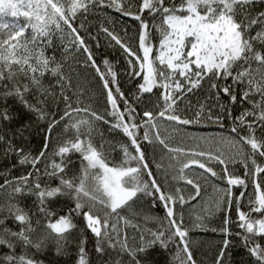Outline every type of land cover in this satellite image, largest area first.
Here are the masks:
<instances>
[{
	"label": "snow or ice",
	"instance_id": "obj_1",
	"mask_svg": "<svg viewBox=\"0 0 264 264\" xmlns=\"http://www.w3.org/2000/svg\"><path fill=\"white\" fill-rule=\"evenodd\" d=\"M90 6L114 7L139 22L142 55L107 27L101 25L100 30L127 54L130 75L142 80L136 98L160 90L158 112L144 110L138 120L137 109L120 91L117 73L110 67L107 75L101 72L84 37L73 25L77 14L87 13ZM145 12L150 19L144 17ZM6 17L13 20L6 21ZM79 27L83 28V23ZM57 32L61 41L68 37L78 51L83 50L85 66L99 75L110 105L105 114L81 107L78 100L74 106L69 95L71 79L64 74L63 64L55 53L46 55ZM68 51L65 46L64 52ZM104 64L107 67V60ZM46 74L55 78L53 84L44 83ZM205 83L208 95L204 102L192 106L188 101L186 111L191 115H182L180 104ZM118 100L125 105L123 110ZM245 103L250 107H243ZM237 104L242 110L234 115L232 106ZM14 105H19V111ZM81 112L90 118L76 119L73 114ZM24 116L28 123L14 131L10 127L0 131V156L16 160L6 173H0V264H44L38 255L52 247L55 255L66 256L72 245L75 264H125V259L128 264H148L151 250L157 246L168 249L171 244L177 247L173 256L176 264H197L190 248V229L178 211V206L183 208L201 194V184L186 174V170L196 168L203 170L205 179L217 178L227 185L214 186L217 196L206 209L209 215L216 211L225 214L219 231L226 238L215 264H224L229 248L233 206L238 227L243 230L236 235L255 264H264V163L257 159L264 160V0H140L137 12L125 11L124 0H0V128ZM228 119L232 123L226 126ZM98 121L128 139V143L119 145L124 157L119 165L109 162L103 143L99 148L93 143ZM158 121L184 126L206 121L227 127L230 135L209 138L217 145L215 151L201 149L199 144L194 148L171 147ZM61 122L66 132L73 131V137L58 142L50 151L54 129ZM34 126L43 136L35 154L14 142ZM145 142L158 143L173 154L171 159L179 168L172 179L191 186L194 194L186 198L180 187L164 191L142 147ZM224 143L233 151H222L219 145ZM73 154H79L80 168L78 175L70 176L76 163ZM212 162L220 166V172L210 166ZM236 164L243 169L242 174L230 170L229 166ZM18 166L28 167L13 176ZM161 167L156 164L157 169ZM53 181H57L55 186ZM234 188L240 189L238 194ZM28 197H34V210L21 206V199ZM141 197L151 198L153 206L157 201L162 205L166 228L152 230L134 222L139 215L135 205ZM59 198L64 199L66 209L57 211L53 204ZM126 211L131 215H125ZM193 227L204 229L203 217L197 216ZM129 228L135 235H129Z\"/></svg>",
	"mask_w": 264,
	"mask_h": 264
},
{
	"label": "trees",
	"instance_id": "obj_2",
	"mask_svg": "<svg viewBox=\"0 0 264 264\" xmlns=\"http://www.w3.org/2000/svg\"><path fill=\"white\" fill-rule=\"evenodd\" d=\"M139 3L140 0H124V10L137 12ZM144 17L150 19L147 12L144 13ZM81 23L84 25L83 28L79 27ZM73 25L78 28L80 35L84 37L85 43L91 50L93 58L101 72L107 75L108 67H110L117 73L116 82L119 85L120 91L123 92L124 96L127 98L129 104L137 109V119H140L144 110H151L154 113L158 112L160 108L157 107V100L160 96V90L154 89V95L144 94V96L138 100L136 98L138 95L137 85L141 83L142 80L139 77L134 78L130 75L131 69L128 64L129 57L119 45H116L115 41L111 40L110 37L100 30L101 25L107 27L134 52H138V54L142 55V52H139L138 46L139 22L134 20L131 16H124L122 12L116 11L114 7L90 6L87 13L77 14L73 21ZM62 27L65 28V31H68L66 26L62 25ZM91 36H95L96 38L92 39ZM65 46L69 48L67 53L64 52ZM53 53H55L57 61L63 64L62 70L64 74L71 79L72 89L69 91V95L73 98L74 106L78 100L81 102V107H89L91 110L96 111L99 114H105L106 110L110 109V105H108L106 99V92L95 69L91 66H85L87 56L83 50L81 49L78 51L75 45L69 43L68 37H65L64 40L61 41L60 33L57 32L53 36V46L46 49V55L51 56ZM105 60L108 62L107 67L104 64ZM108 78L111 79L110 76ZM54 82L55 78L51 77L50 74H46L44 83L48 85L53 84ZM112 87L115 88V85H112ZM73 93H75V95H73ZM207 95L208 86L207 83H205L202 89L189 94L184 103L180 104V113L182 115H191V112L186 111L188 101H191L192 106H197L198 103L204 102ZM29 98L31 99V97ZM222 99L227 101L226 97H223ZM10 103L12 102L10 101ZM118 103H120V107L123 110L125 105L119 100ZM212 103V101H209V104ZM160 104L162 106V100L160 101ZM52 107L54 109L55 106L53 105ZM60 107L63 109L62 103ZM232 107L234 115L239 114L242 110L239 104ZM243 107L247 108L250 107V105L245 103ZM14 110L19 111V105H14ZM73 115L76 119L90 118L87 113L83 112L78 115ZM106 119L112 120L113 118L111 116H106ZM28 122L29 119L27 116L18 118L11 125L5 122L4 126L0 128V131H4L9 127L14 131L22 123ZM158 123L162 136L167 137V143L171 147L194 148L199 144L201 149L208 150L211 148L215 151L217 145L209 140V138H216L218 140L221 135H230L227 127L219 128L217 125L206 121L199 125L193 124L188 126L176 125L174 122L167 121H158ZM231 123L230 119L225 120L226 126L231 125ZM63 125L64 122H61V124L54 129L50 151L58 142L73 137V131L69 130L66 132ZM41 127H43V125H41ZM109 127V125L104 124L103 122H95V130L92 133L93 143L98 148L100 144L103 143V150L108 157L109 162L111 164L119 165L124 159L123 152L119 145L122 143H128V139L121 131H110ZM173 129H178V131H173ZM142 133L143 129H141V135ZM192 137H196L197 139H192ZM201 137L208 140V142L206 143L205 140L198 139ZM42 140V134L34 126L31 130L25 131L23 139L17 138L14 142L18 146L23 145L27 150H30L35 154L42 146ZM142 147L157 181L161 184L166 193L173 192L176 187H180L186 198L194 194L191 186L186 185L183 181L178 179H172L173 176L178 175L179 168L176 161L171 159L173 154L167 153V150L163 149V146L158 143L149 145L145 142L142 144ZM219 147H221V150L226 154L233 151L227 143L219 145ZM73 159L76 163L72 166V170L69 173L70 176L79 174V154H73ZM180 159L184 160L185 157H180ZM257 159L264 163L262 158L257 157ZM14 163H16L14 158L5 159L3 156H0V173H6L7 169ZM156 164H160L162 167L157 169ZM132 166H136L135 162H132ZM210 166H212L217 172L221 171L220 166L216 165L215 162H212ZM25 167L28 166H18L17 169L13 170L12 175H21L24 172ZM229 167L230 170H233L234 168L241 174L243 173V169L239 164H236L235 166L230 165ZM202 171L203 170L198 168L194 171L186 170L188 176L196 179L197 182L201 184V194L196 200L184 205L183 208H179L178 206V211L183 213L185 227L190 229V248L193 251L194 258L197 260V264H215V259L222 247L223 240L226 238L225 235L219 231L223 226V218L225 214L223 211H216L214 214L209 215L206 209L211 207V202L217 196L214 186L224 188L227 185L225 181L217 178L208 177L205 179L201 176ZM144 179H147V177L145 176ZM0 183H3L2 177H0ZM56 183L57 181H53V186H55ZM233 191L238 194L240 189L234 188ZM252 191L251 181L249 180L248 193H251ZM150 200L151 198L141 197V199L137 201L135 210L139 215L135 217L134 222L140 224L142 228H149L152 230H157L161 227L166 228L168 225L162 205L157 201L156 205L153 206ZM33 201L34 197H28L21 199L20 203L26 210H34ZM244 203L246 204L247 201L245 200ZM53 208L57 211L66 209L64 199H57L55 204H53ZM244 210L247 209L245 208ZM124 214L131 215V213L127 211ZM145 216L149 217L147 221L144 219ZM197 216L203 217L204 229L193 227ZM230 220L231 223L228 227L232 232V235L227 237L230 240V244L229 248L226 250L224 264H255L254 259L249 256L247 249L244 247L241 237L236 235L237 232H242L243 230L238 227L235 206H233L230 213ZM33 222L35 223V217ZM76 222L80 227H83V224L79 219H77ZM213 228L218 229V231L213 232L211 230ZM128 232L130 236L135 235V232L131 228L128 229ZM256 239L259 240L260 238L257 237ZM88 247L91 248V242ZM176 251L177 247L175 244H171L168 249H162L157 246L149 253L147 257L148 264H176L173 260ZM74 257V245L71 246L70 254L66 256L55 255L54 248L52 247H50L45 253L37 256L38 259L44 260V264H75ZM125 264H128L127 259H125Z\"/></svg>",
	"mask_w": 264,
	"mask_h": 264
},
{
	"label": "rangeland",
	"instance_id": "obj_3",
	"mask_svg": "<svg viewBox=\"0 0 264 264\" xmlns=\"http://www.w3.org/2000/svg\"><path fill=\"white\" fill-rule=\"evenodd\" d=\"M5 20H6V21H12L13 18H11V17H6ZM20 21L23 22V17H20Z\"/></svg>",
	"mask_w": 264,
	"mask_h": 264
}]
</instances>
